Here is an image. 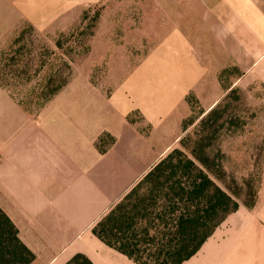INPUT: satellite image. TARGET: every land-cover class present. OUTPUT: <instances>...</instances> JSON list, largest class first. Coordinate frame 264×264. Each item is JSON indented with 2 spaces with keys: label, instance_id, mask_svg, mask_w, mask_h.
<instances>
[{
  "label": "crops",
  "instance_id": "obj_1",
  "mask_svg": "<svg viewBox=\"0 0 264 264\" xmlns=\"http://www.w3.org/2000/svg\"><path fill=\"white\" fill-rule=\"evenodd\" d=\"M101 1L0 0V42L25 30L65 31ZM134 6L138 19L129 25L141 27L135 40L166 44L167 93L152 75L147 92L136 89L143 99L135 106L133 86L126 98L108 99L77 83L37 116L15 114L0 99V208L35 255L32 264H69L78 255L92 264H136L99 239L96 225L183 139L190 98L208 113L240 84L264 88V0H140ZM231 70L242 74L225 87L221 77ZM179 103L183 113L173 127L169 116ZM106 136L112 142L102 150L97 143ZM262 198L232 214L184 264H264Z\"/></svg>",
  "mask_w": 264,
  "mask_h": 264
},
{
  "label": "rangeland",
  "instance_id": "obj_2",
  "mask_svg": "<svg viewBox=\"0 0 264 264\" xmlns=\"http://www.w3.org/2000/svg\"><path fill=\"white\" fill-rule=\"evenodd\" d=\"M138 2L102 0L89 5L65 31L52 29L40 34L25 30L16 40L0 42V99L12 104L15 114L37 116L47 113L50 104L77 83L94 86L108 99L114 94L126 98L127 88L133 86L134 94L127 99L135 106L143 99L136 89L143 86L141 90L147 92L152 75L167 93L165 42L146 38L138 42L133 34L141 27L129 25L138 19L134 6ZM127 3L133 7H126ZM241 74L231 70L222 75L224 86H231ZM224 94L219 114L224 115L225 127L200 128L209 112L190 98L193 114L184 122L183 138L191 150L198 134L216 136L209 154L226 174L216 182L245 210V202L256 199L258 203L264 197V88L255 85L247 89L240 84ZM182 104L170 113L168 122L173 127L183 113ZM111 142L106 136L97 146L104 150Z\"/></svg>",
  "mask_w": 264,
  "mask_h": 264
},
{
  "label": "trees",
  "instance_id": "obj_3",
  "mask_svg": "<svg viewBox=\"0 0 264 264\" xmlns=\"http://www.w3.org/2000/svg\"><path fill=\"white\" fill-rule=\"evenodd\" d=\"M221 106L208 113L200 128L225 127ZM215 137L198 134L191 150L183 138L180 148L169 153L93 233L136 264H184L193 258L241 207L216 182L226 174L209 154ZM244 205L252 209L256 199ZM34 260L35 255L0 208V264H32ZM69 264L92 263L78 255Z\"/></svg>",
  "mask_w": 264,
  "mask_h": 264
},
{
  "label": "built area",
  "instance_id": "obj_4",
  "mask_svg": "<svg viewBox=\"0 0 264 264\" xmlns=\"http://www.w3.org/2000/svg\"><path fill=\"white\" fill-rule=\"evenodd\" d=\"M0 163H1V158H0Z\"/></svg>",
  "mask_w": 264,
  "mask_h": 264
}]
</instances>
